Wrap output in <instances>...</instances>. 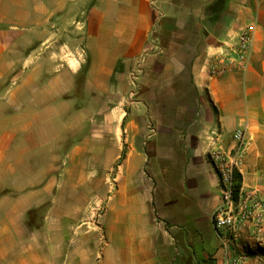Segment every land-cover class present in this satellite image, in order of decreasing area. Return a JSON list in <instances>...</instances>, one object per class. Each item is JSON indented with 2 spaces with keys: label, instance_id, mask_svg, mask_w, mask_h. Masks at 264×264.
<instances>
[{
  "label": "crops",
  "instance_id": "0c3cea01",
  "mask_svg": "<svg viewBox=\"0 0 264 264\" xmlns=\"http://www.w3.org/2000/svg\"><path fill=\"white\" fill-rule=\"evenodd\" d=\"M251 25L246 70L211 75ZM78 73L99 104L128 106L93 243L73 238L72 178L15 176L41 153L71 168L88 151L64 99ZM244 127L235 169L264 201V0H0V264H221L210 154H233Z\"/></svg>",
  "mask_w": 264,
  "mask_h": 264
},
{
  "label": "rangeland",
  "instance_id": "374dc122",
  "mask_svg": "<svg viewBox=\"0 0 264 264\" xmlns=\"http://www.w3.org/2000/svg\"><path fill=\"white\" fill-rule=\"evenodd\" d=\"M81 75L84 79V74H74L76 81L73 87L64 93V99H69L68 101L71 102L66 110L71 115L72 144L86 136L89 141L88 151L82 153L79 162L71 164V168H65L63 165L67 152L41 153L39 159L31 163L32 168L16 170L15 176H31L38 179L39 177L62 179L64 176L72 178L73 238L93 243L95 234L89 232L87 225L89 221L92 223L98 215H102L105 210L104 202L111 194L115 168L121 160L116 158L118 154L115 130L118 128L117 122L122 112H127L128 106L99 104V101L104 100L97 98L101 91L84 89L83 81H77ZM105 96H111V92H107ZM98 116H101L102 120L96 121ZM40 125L44 128V121L40 122ZM49 204V201L42 202L37 210L42 211L43 214ZM42 219L34 215L27 218L34 227L39 226ZM262 219L263 222L259 223L257 229L253 227L251 218L244 221L241 242L249 244V247L242 264H264V217ZM258 229L261 231L259 232ZM96 232L99 234L97 239L104 242L103 231L96 229ZM230 253L234 255L232 249Z\"/></svg>",
  "mask_w": 264,
  "mask_h": 264
},
{
  "label": "built area",
  "instance_id": "2783aa9c",
  "mask_svg": "<svg viewBox=\"0 0 264 264\" xmlns=\"http://www.w3.org/2000/svg\"><path fill=\"white\" fill-rule=\"evenodd\" d=\"M254 29V25L246 28L231 51H223L214 58L210 66L211 75L223 76L246 70L251 56ZM232 141L233 154L228 157L216 153L210 154V159L219 175L221 192V205L210 218L212 229L220 240V246L225 254L221 264H242L249 247V244L241 242L244 221L251 218L253 227L257 229L264 217V201L257 199L253 193H244L242 187L238 191L234 187L237 161L246 148L245 127L234 131ZM231 249L234 255L230 253Z\"/></svg>",
  "mask_w": 264,
  "mask_h": 264
},
{
  "label": "trees",
  "instance_id": "16d2710c",
  "mask_svg": "<svg viewBox=\"0 0 264 264\" xmlns=\"http://www.w3.org/2000/svg\"><path fill=\"white\" fill-rule=\"evenodd\" d=\"M235 177V189H237V191H238V189H240V187H241V182H242V178H241V175L239 174V172L238 171H236L235 172V175H234Z\"/></svg>",
  "mask_w": 264,
  "mask_h": 264
}]
</instances>
